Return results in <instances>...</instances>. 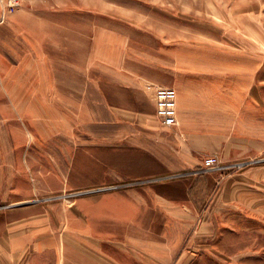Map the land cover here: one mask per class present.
Returning a JSON list of instances; mask_svg holds the SVG:
<instances>
[{
  "label": "crops",
  "instance_id": "1",
  "mask_svg": "<svg viewBox=\"0 0 264 264\" xmlns=\"http://www.w3.org/2000/svg\"><path fill=\"white\" fill-rule=\"evenodd\" d=\"M37 30L40 42L56 38L41 24ZM232 51L228 65L192 62L200 77L189 82L110 70L108 80L93 82V110L85 85L80 93L64 77L69 57L53 60L49 77L37 48L14 53L36 78L28 92L16 87L15 128L0 110V264H194L203 257L198 247L214 252L215 236L227 245L248 232L259 260L264 163L203 171L208 155L233 162L264 150L247 110L256 98L240 77L245 59ZM118 59L111 48L109 62L119 67ZM147 82L176 88L177 125H161ZM92 188L99 190L63 200ZM204 237L212 241L203 245Z\"/></svg>",
  "mask_w": 264,
  "mask_h": 264
},
{
  "label": "rangeland",
  "instance_id": "2",
  "mask_svg": "<svg viewBox=\"0 0 264 264\" xmlns=\"http://www.w3.org/2000/svg\"><path fill=\"white\" fill-rule=\"evenodd\" d=\"M40 24L56 38L41 42L35 39L32 34ZM31 48L41 53L49 77L53 60L60 63V59L70 58L69 70L67 67L68 71H62L80 93L85 85L87 110H93L96 99L91 93L93 82L108 80L110 70L128 68L159 82H173L175 77L189 82L199 76L191 74L192 62L202 67L215 61L228 65L232 49L240 50L236 56L245 59V72L240 77L246 80V95L256 98L255 106L247 104V110H251L248 114L255 117L253 122L256 130L260 129L259 139L264 145V0H0V110L11 129L20 110L16 87L28 92L30 81L36 78L34 72L16 63L18 59L13 55L28 53ZM111 48L118 53L119 67L108 60ZM44 51L54 57L45 56ZM119 98V103L125 105V91ZM242 160H255L248 166L262 164L264 150ZM96 192H69L63 200L70 202ZM262 234L259 260L254 261L253 252L260 249L253 248L254 236L248 232L227 245L215 236L214 252L210 253L211 247H198L203 257L194 264H208L209 254H213L209 264H227L222 252L230 255L228 264H264V222ZM210 239L204 237L202 244Z\"/></svg>",
  "mask_w": 264,
  "mask_h": 264
},
{
  "label": "built area",
  "instance_id": "3",
  "mask_svg": "<svg viewBox=\"0 0 264 264\" xmlns=\"http://www.w3.org/2000/svg\"><path fill=\"white\" fill-rule=\"evenodd\" d=\"M18 1V0H17ZM147 89L151 90L156 107V116L165 127H173L178 124V93L175 87L163 86L154 82H147ZM255 160H237L223 162L217 154L208 155L203 160V171L224 172L227 170H239L250 165ZM171 175V177L178 176ZM99 189L92 188L80 192L91 193Z\"/></svg>",
  "mask_w": 264,
  "mask_h": 264
}]
</instances>
